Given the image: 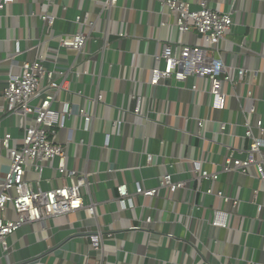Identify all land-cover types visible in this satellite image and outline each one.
Returning <instances> with one entry per match:
<instances>
[{
  "label": "crops",
  "instance_id": "0c3cea01",
  "mask_svg": "<svg viewBox=\"0 0 264 264\" xmlns=\"http://www.w3.org/2000/svg\"><path fill=\"white\" fill-rule=\"evenodd\" d=\"M162 0H120L115 12V21L111 23L112 32H117L123 23L128 38L111 39L106 54L100 52L104 38L99 35L89 45V59L83 54L72 51L49 55L50 66L54 69H71L76 65L84 73L80 78L68 79L67 87L71 91L82 90L85 98L94 99L103 96V102L96 109V119L92 133L83 130V122L75 121L74 141L77 146L69 148L67 168L79 172L93 173V201L97 205L98 224L106 229L118 232L116 255L110 252V262L118 264H194L198 247L196 238L205 244L203 249L206 261H211L210 250L226 262L225 257L239 259L237 264H264V213L262 221L257 220V207L252 204L253 191L264 192V185L255 178H244L235 173L222 172V163L227 143L241 145V140L222 137L217 134L215 121L230 124L233 135L243 132L241 124L244 112L250 116L252 95L261 100L258 103V115L250 116L252 121L261 116L264 119V0H241L239 13L235 16V25L222 41L221 56L229 68L259 70L262 75L253 79L252 75L244 78L242 84L233 88L225 85V92L230 96L228 108L223 113L210 110V83L207 80L191 78L179 86L172 79L158 86L151 85L152 69L156 65L155 57L161 54L163 42H183L190 45L207 44L194 31L180 35L174 26L175 18L163 8ZM193 9H198L194 0H188ZM214 7L227 11L231 1L225 0L216 6L217 0H210ZM219 4V3H218ZM67 9V10H66ZM81 9L94 10L89 1L58 0L52 14L58 17L56 26L47 30L38 17L42 13L39 0H17L0 12V75L2 81L10 64L6 60L14 51L15 40L22 42L23 51L37 46L40 40L50 41V47H59V39H52L61 33H72L75 27L71 21ZM96 10V9H95ZM104 19V16H103ZM165 24L166 26H163ZM168 25V26H167ZM105 21L99 24V30H105ZM53 31V32H52ZM229 36H231L229 38ZM227 49V50H226ZM225 50V51H224ZM38 49L20 57V61L35 60ZM56 62V63H55ZM76 68V69H77ZM164 63L160 64L163 70ZM236 69L233 76L236 79ZM196 87L197 92H193ZM251 93V94H250ZM145 96L150 99L149 118L136 117L133 114V96ZM242 97V100L239 97ZM74 101L86 104L83 98ZM148 102L146 103L147 108ZM123 119L124 124L118 135L112 127L116 120ZM194 119L208 120L206 130L200 134L206 142L198 138ZM211 121V122H210ZM17 119L3 122L2 134L10 129L14 136L19 135ZM232 125V126H231ZM111 135V142L105 149V137ZM79 146V147H78ZM77 148H79L77 150ZM153 156V163H147V157ZM202 159L203 167L209 171L220 172V182L214 189H220L241 199L243 205L239 215L232 216V230H214L209 225L214 208L230 211L213 198L203 196L205 189L212 186L209 182L198 183L192 180L193 160ZM57 165V163H56ZM134 169V170H132ZM9 171L7 161H0V180ZM113 172V173H112ZM172 174L176 182H186L188 187L172 194L169 190H159L152 198L136 197V209L122 211L117 204V186L127 185L134 192L135 181H142L145 189H157L160 177ZM48 172L44 175L47 178ZM51 176L56 177L55 174ZM48 179V178H47ZM70 183L69 180H67ZM43 182L39 187L48 190L56 186ZM264 203V195L259 198ZM194 204L205 205L200 214H191ZM143 207V208H142ZM208 207V208H207ZM213 207V208H212ZM143 210H142V209ZM148 216L154 220L151 225L144 224V232L124 231L133 224L139 225L138 219ZM142 221V220H141ZM52 226L28 225L10 238V245L16 254L13 262L25 261L48 250L49 245L66 242L67 248L77 255L85 254L87 248L79 240L78 229L95 230V219L87 217L84 211L50 221ZM67 224L68 228H65ZM173 235L176 241L166 238ZM184 249H188L184 252ZM2 250L0 249V257ZM118 256V257H116ZM115 261V262H114ZM0 264H4L0 260ZM214 264H219L215 262Z\"/></svg>",
  "mask_w": 264,
  "mask_h": 264
},
{
  "label": "built area",
  "instance_id": "2783aa9c",
  "mask_svg": "<svg viewBox=\"0 0 264 264\" xmlns=\"http://www.w3.org/2000/svg\"><path fill=\"white\" fill-rule=\"evenodd\" d=\"M16 1L0 0V12ZM57 1L39 0L42 13L38 17L47 30L56 26L58 17L52 14V10ZM79 1H89L96 10L81 9L71 21L75 27L74 32L61 33L57 37L52 36L51 33L52 39L60 40L57 49L52 50L50 41L40 40L37 46L23 51L22 42L15 40L14 51L6 60L10 64L6 79L2 81L0 75V127L4 121L15 118L17 119L16 128L19 131L18 136H14L10 129L0 133V161L5 159L9 167V171L0 180V249L2 250L0 260L4 264H118V261L110 262L109 253L114 252L117 255L121 252L117 248L119 233L109 231L104 225L98 224L97 205L93 201L94 184L90 180L94 174L67 168L69 148L77 146L74 141L75 121L81 120L83 130L86 133H92L96 109L103 102V96L100 94L94 99L85 98L82 90L71 91L67 87L70 76L80 78L88 72L79 71L76 65H73L71 69L62 70L57 66L52 69L49 67L51 61L49 55L51 52L58 56L63 51H72L78 55L83 54L89 59L92 55L87 52L88 47L97 36L101 35L104 38V45L100 49L103 55L109 50L113 37L122 40L128 38V35L124 31L123 23L117 32L110 31L120 0ZM194 1L198 9H193L188 0H162L161 3L163 8L175 18L174 26L180 35H188L194 31L205 40L207 45L205 47L200 44L190 45L169 39L163 42L161 54L155 57L156 65L152 69L151 85L158 86L160 81L167 79H175L179 83L188 82L191 78L207 80L210 83L209 108L214 112L223 113L228 108L230 98L225 92V85L229 83L237 90L246 76L252 75L253 79H258L262 72L229 68L221 56L220 45L235 25V16L239 13L238 6L241 0H230L231 4L227 11H223L218 6L225 0H217L218 8L214 7L210 0ZM103 21L107 24V28L99 30V24ZM36 48L38 52L35 60L23 62L19 60L20 57ZM162 62L163 70L160 69ZM234 69H236V79L232 73ZM192 91L197 92L196 87H193ZM75 97L85 99L86 104L76 103ZM248 97L253 101L250 116H256L259 113L258 103L261 100L255 99L252 95ZM239 99L242 100V97ZM133 101L134 116L149 118L150 99L135 95ZM244 116L245 119L241 124L243 132L240 136L233 135L228 130L230 124L215 121L218 135L242 141L241 145L231 142L225 146L222 172L235 173L244 178H255L263 186L264 119L258 116L254 123L245 112ZM193 121L197 126L198 138L202 140V143L206 142V138L200 132L206 130L209 121L202 119ZM123 124V119L112 123L118 135L121 133ZM110 142L111 135H106L105 149L109 147ZM203 162L202 159L192 161V180L200 184L211 183L212 186L203 192L205 199L213 198L231 209L226 211L219 207L214 208L209 225L214 230L231 231L232 216L239 215L243 203L241 199L231 194L214 189L213 185L220 182L221 173L205 169ZM147 163L152 165V155L147 157ZM46 172L49 175L48 179L44 178ZM52 174L56 177L51 176ZM54 181L57 185L48 190L39 187L43 182L52 184ZM187 187L188 183L176 182L172 174L161 176L157 189L147 190L142 181H135L134 192H131L127 185L117 186V204L122 211L129 209L135 211L136 197L152 198L158 194L159 190H169L172 194H176ZM262 194L264 195V192L260 188L253 191L252 204L257 207L256 219L259 221H262L261 217L264 213V203L259 202ZM190 208L191 214L188 218H192L193 215L195 217V213L200 214L204 211L205 205L194 204ZM82 211L87 217L97 222L95 230L78 229L76 232L79 240L87 248L85 254L75 253L76 259L70 260L74 252L67 248L66 242H62L58 245H49L48 250L42 255L25 261H12L16 250L12 248L9 240L22 228L38 225L44 229L49 227L50 221L54 219ZM138 221L139 225L133 224L124 231L144 232L143 225H151L154 220L149 216L142 219L141 212ZM64 226L68 228L67 224ZM166 238L176 241L171 234ZM196 240L201 250L196 251L194 264H214L215 262L237 264L239 262V259L234 257H225L226 262H224L212 250H210L212 262L206 261L203 249L207 247L198 238ZM187 250L184 249V252Z\"/></svg>",
  "mask_w": 264,
  "mask_h": 264
},
{
  "label": "water",
  "instance_id": "95a60500",
  "mask_svg": "<svg viewBox=\"0 0 264 264\" xmlns=\"http://www.w3.org/2000/svg\"><path fill=\"white\" fill-rule=\"evenodd\" d=\"M166 82L170 85L172 84V79H167ZM179 86H183V83H179Z\"/></svg>",
  "mask_w": 264,
  "mask_h": 264
},
{
  "label": "rangeland",
  "instance_id": "374dc122",
  "mask_svg": "<svg viewBox=\"0 0 264 264\" xmlns=\"http://www.w3.org/2000/svg\"><path fill=\"white\" fill-rule=\"evenodd\" d=\"M231 36H229V38H230ZM49 226L51 227L52 226V224L51 223H49Z\"/></svg>",
  "mask_w": 264,
  "mask_h": 264
}]
</instances>
